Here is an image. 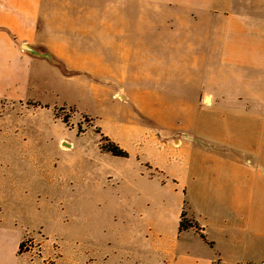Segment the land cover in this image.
Returning a JSON list of instances; mask_svg holds the SVG:
<instances>
[{"label": "rangeland", "instance_id": "obj_1", "mask_svg": "<svg viewBox=\"0 0 264 264\" xmlns=\"http://www.w3.org/2000/svg\"><path fill=\"white\" fill-rule=\"evenodd\" d=\"M48 1L78 24L63 40L92 39L94 62L33 65L0 96V264H184V191L168 178L182 111L156 117L151 102L195 97L183 86L201 83L189 65L210 40L217 67L237 23L260 37L264 0ZM165 40L175 46L161 49ZM214 89L207 81L201 96ZM115 145L125 158L108 152Z\"/></svg>", "mask_w": 264, "mask_h": 264}, {"label": "crops", "instance_id": "obj_2", "mask_svg": "<svg viewBox=\"0 0 264 264\" xmlns=\"http://www.w3.org/2000/svg\"><path fill=\"white\" fill-rule=\"evenodd\" d=\"M48 5L51 1L0 0V80L10 82V89L0 90V96L23 84L33 65L94 62L91 48L87 51L93 47L92 39L63 40L62 33L69 36L78 30V24L73 16L74 22L63 20ZM47 14L53 17L47 18ZM93 23L86 21V25ZM261 28L257 37L249 22L230 27L238 34L219 39L217 67L207 55V49L215 50L209 40L204 57L189 65L197 72L194 77L200 85L195 86L192 80L183 84L187 94L195 97L151 102L156 117L160 109L182 111V139L175 141L176 147L171 146L177 168L168 178L184 191L186 207L180 214L184 212L185 219L200 232L178 230L182 237H191L187 241L191 244L182 246L184 264L264 260V18ZM93 30L94 26H89V31ZM184 42L188 45L184 47L199 43ZM156 43H162L161 49L175 46L167 40ZM65 46H73L75 51L62 49ZM154 47L157 49V44ZM187 58L189 62V55ZM207 81L215 89L201 96L200 88ZM166 92V96L171 93L168 85Z\"/></svg>", "mask_w": 264, "mask_h": 264}, {"label": "trees", "instance_id": "obj_3", "mask_svg": "<svg viewBox=\"0 0 264 264\" xmlns=\"http://www.w3.org/2000/svg\"><path fill=\"white\" fill-rule=\"evenodd\" d=\"M108 152L115 157H119V158H125L126 157V153L121 150L117 145L112 146L111 148H108ZM185 218V213L182 212L180 214V221L178 223V230L179 231H185L188 229H194L195 231H197V226L195 224H192L191 222H185L183 219ZM201 238L203 239V236H201ZM23 243L20 244V249L22 247Z\"/></svg>", "mask_w": 264, "mask_h": 264}, {"label": "built area", "instance_id": "obj_4", "mask_svg": "<svg viewBox=\"0 0 264 264\" xmlns=\"http://www.w3.org/2000/svg\"><path fill=\"white\" fill-rule=\"evenodd\" d=\"M243 264H264V260L263 261H260L258 263H243Z\"/></svg>", "mask_w": 264, "mask_h": 264}]
</instances>
